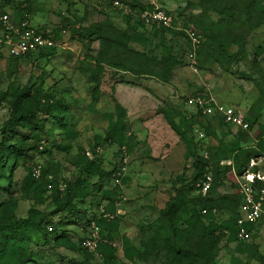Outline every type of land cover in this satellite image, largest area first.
<instances>
[{"label":"rangeland","instance_id":"1","mask_svg":"<svg viewBox=\"0 0 264 264\" xmlns=\"http://www.w3.org/2000/svg\"><path fill=\"white\" fill-rule=\"evenodd\" d=\"M110 1L112 0H0V13L3 11L9 14L15 28L28 20L36 27L37 32L53 31L57 27L66 30V33L57 38L54 54L20 58L9 54L6 46L1 43L0 31V142L3 123L10 116L13 102L16 101L15 95L21 91L28 95L26 98L21 97L22 102L18 104L20 110L28 103L35 104L39 96L50 94L57 99L65 98L71 107L76 132L71 140V150L59 152L46 139L50 136V139L60 142L65 135L53 118L37 115L35 121L39 124L30 125L24 131L39 141L43 146L41 150L47 149L48 152L35 153L33 159L20 158L12 171H9L12 161L7 159L8 167L3 170V174L11 175V182L6 176H2L0 170V206L6 220H11L12 217L32 218L41 221V227L45 225L49 231L61 233L67 229L71 235L60 243L54 237H35L23 248V252L30 258L26 264H169L164 250L154 252L147 258H127L121 236H128L136 247L142 248L141 227L156 220L160 209L165 207L176 188L181 185L183 177H190L193 173L197 157L207 161V169L210 171L218 163L245 159L242 155L234 157L232 147L236 142L235 147L239 145L246 150L245 156L248 158L249 155L250 162L254 158L260 162L258 169L264 167V93L256 85V81L262 82L264 73V22L254 28L239 22L244 19L247 0H208L213 3L212 7L203 0L157 1L173 13L179 24L194 26V22H200L205 28L212 29L214 34L228 28V35L243 36L246 41L245 52L240 53L238 60L231 63L229 71L221 67L219 49L206 36L204 44L200 46L199 58L193 63L189 58V46L185 37L173 32L144 28L136 17L128 22L126 17L136 14L138 10L131 5L133 0H122L125 10L113 7L109 4ZM142 2L145 3L146 0L139 1L141 4ZM227 12L235 17L230 24ZM104 26L126 31L130 35V45L145 58L136 61L133 54L118 49L110 50L104 46L94 34L96 28ZM146 29L150 34L145 32ZM77 33H83L84 38L78 37ZM229 49L235 54L236 44ZM87 55H93L95 59L106 57L138 69L158 67L164 75L157 77L141 74L112 66L107 61L102 62L98 73L100 95L94 110L91 107L90 92L91 86L95 84L96 68L92 62L87 61ZM167 57L170 62L165 60ZM223 61L228 63L226 59ZM187 95L213 98L224 106L235 103L242 110L245 119L253 123V128L245 133L237 127L222 125L215 116L199 117L193 107L186 104ZM43 101L44 99L41 100L42 103ZM117 103L124 109V121L128 126L127 143L123 146L107 143L102 138L110 123L103 114H113L115 119L119 114ZM171 122L176 123L179 132L171 127ZM42 124L43 128H38ZM153 128H156L155 132H152ZM200 130L206 133L204 141L199 138ZM13 135L6 137L9 144L19 138L18 135ZM96 144H100L96 150L101 166L108 171H115L113 179L120 178L117 172L121 171L125 176L120 178V182L124 178L123 186L127 184V179L130 183L134 180L136 183L140 182L143 175L148 177L153 174L156 181L146 187L145 195L135 194L133 191V195L127 199L120 194L116 195L118 203H124L125 209H128L127 215L120 213L110 225L116 246L102 248V252L98 254H90L79 244L80 236L87 229L82 230L81 226L69 224L72 218L67 212H53L67 195L66 184L79 176L85 155L90 152L88 155L92 157V149ZM124 152L127 153L126 163L122 158ZM4 157L6 158L5 153L3 159ZM260 157L262 161L258 160ZM38 165L41 166L39 176L34 174ZM123 166H126V171L121 170ZM29 176L35 178L34 184L30 189H25L24 183ZM97 179L87 177L84 191L88 193L73 199L76 207L89 209L90 215L103 199L108 200L112 194L123 192L127 188L121 187L119 183L118 188H115V180L106 179L102 192L95 195L97 193L93 192L92 184ZM36 185H40L39 192L35 189ZM259 188L256 185V189ZM235 189L234 179L228 176V179L226 177L222 183L214 186L211 197L232 193ZM183 194L190 207L202 208L210 202L195 200V194H198L196 192L184 191ZM140 201L144 204L142 208L138 204ZM134 204L136 206L133 207ZM126 216L132 226H125L124 230L119 223ZM226 217L227 214L220 211L215 220ZM253 227L250 239L244 242L242 251L238 250L236 241L228 245L223 242L215 251L206 250L209 259L218 264H264V219L253 223ZM125 231L128 234H123ZM196 239L197 236L194 235L192 243ZM15 255H9L5 260L7 262L0 264L13 263Z\"/></svg>","mask_w":264,"mask_h":264},{"label":"trees","instance_id":"2","mask_svg":"<svg viewBox=\"0 0 264 264\" xmlns=\"http://www.w3.org/2000/svg\"><path fill=\"white\" fill-rule=\"evenodd\" d=\"M124 1V0H123ZM126 1V0H125ZM141 2V0H139ZM138 0H133L131 4L133 8L138 9L136 14L129 15L128 22L131 21L134 17H136L137 22L144 28L145 25L140 19V14L146 8H151L150 0H146L145 3H139ZM206 5L212 7L213 3H209L208 0H203ZM218 1V0H217ZM110 1L109 4H111ZM127 3V2H126ZM220 13H222L221 8L219 9ZM3 12V11H1ZM225 12V11H224ZM226 13V17L229 21L233 22L235 17L230 13ZM238 20V19H237ZM193 22V21H192ZM243 24L249 26V28H254L256 25L264 22V0H247L244 6V19L239 20ZM194 26H188L183 24L184 26L190 27L194 30L201 32L204 36L211 39V43L215 45L221 54V59L219 63L221 67L229 71L230 65L232 62L237 61L240 53L245 52L246 41L243 36L236 35L231 36L228 35L224 28L213 33L212 29L205 28L204 25L200 24V22H194ZM177 22L174 19V25L176 26ZM233 24V23H232ZM156 27L154 26L151 30L155 31H168L176 33L177 35H181L182 37H186V34L182 30L176 29V27ZM0 29H2V25L0 23ZM61 27H57L53 30L56 33L57 38L61 35ZM147 30V29H146ZM145 32L149 33V30ZM227 36H226V34ZM78 37L84 38L83 33H77ZM94 34L97 36L96 38L102 41L104 46H107L111 49H118L130 54H133L136 57V61H142L145 57H142L143 54L139 51H136L130 45V35L123 30L115 29L114 27L104 26L96 28ZM150 34V33H149ZM232 38V39H229ZM187 45L190 46L189 41L187 39ZM204 44V42H203ZM202 44V45H203ZM236 44L237 50L235 54H232L229 47ZM201 45V46H202ZM239 48V49H238ZM201 47L198 49L197 54L199 58ZM54 54L55 47L38 50L37 52L29 53L28 55H41V54ZM26 55V56H28ZM14 57V56H12ZM20 58V57H15ZM87 61L92 62L96 68L94 74V82L91 86V107L95 110L94 105L97 103L99 99V65L102 62H109L112 66L122 67L126 70H133L135 72H139L141 74H150L155 75L157 77H163L164 73L160 72L158 67H143V69H138L134 66H128L125 64L117 63L112 61L111 59H106V57H95L93 55H87ZM223 59H226L227 64L224 63ZM167 62H170L169 58L165 59ZM262 82H264V73L261 77ZM260 81H256V85L259 88L261 93H264V85ZM28 94L25 91L18 92L15 95V102H13L12 110L9 118L4 121L2 126V140L0 142V170L2 176H6L10 182L12 180L11 175L3 174V170H5L7 165V159L12 161L10 165L9 171H12L17 164V161L20 158L24 159H33L35 153H44L48 152L47 149H43V146L40 145L39 141L34 140L30 136V134L24 131L25 128L30 125L37 126L39 123H36L35 118L37 115H46L49 118H53L54 122L58 125L57 127L62 131V134L65 135L62 141L58 142L56 139H50V136L46 139L49 144H51L55 149L59 150V152L70 151L73 147L71 140L76 136V132L74 131V124L72 123V113L71 107L67 103L66 99L61 97L57 99L54 95L48 94L45 97L39 96L38 101L35 104H27V106L20 110L19 105L21 97H25ZM44 99L43 103L41 102ZM116 108L119 110V114H117L114 119L113 114L104 113L103 116L109 119V127L106 133L103 135V140L107 143H116L120 146L126 145L127 141V132L128 126L126 121H124V109L120 104H116ZM197 116L206 117L201 112H197ZM195 116V117H197ZM46 117V118H47ZM216 118L222 125L230 127L231 125L224 122L221 117ZM45 120V119H44ZM247 120V119H246ZM248 121V120H247ZM250 124V131L253 128V123L248 121ZM171 127L179 132V128L176 123L171 122ZM31 127V126H30ZM38 128H43V124L38 126ZM241 132L248 133V131H244L239 128ZM11 134L18 135L19 138L16 142L9 144L6 140V137H10ZM100 144H96L93 151V156L90 157L88 154L85 155L83 162L80 165V173L79 176L74 180L66 184L65 190H67L66 197L60 201L57 209L53 212V214L57 212H67L69 217L72 218L69 221V224L78 225L87 229L90 219L88 217L89 209H81L76 207L73 203V199L75 197H83L88 192L84 191L87 187L86 178L87 177H97V181L92 184V189L95 195H99L103 190L104 181L107 179H113L114 170L108 171L104 169L100 162V156L97 152L96 148L99 147ZM236 145V142H235ZM232 147L234 157L242 155L245 159L242 160H231V163H218L216 167L210 171L207 169V161L197 157L194 163V171L190 177H183L184 179L181 182V185L176 188L173 196L168 200L165 207L161 208L159 211V215L154 222L149 225L142 226L140 229V233L142 236L141 239V247H136L131 239L123 235L121 239L124 244L125 255L127 258L132 259L134 256H138L140 258H147L149 255L154 252H158L159 250H164L167 258L169 260V264H218L217 262H212L209 259L206 250L215 251L220 245L225 242V244H229L232 241H236L238 250H243L244 242L238 238L239 225H238V217H239V209L242 203L243 197L239 190V185L237 181V177L242 175L250 165V158H246L247 155L246 150L243 148ZM239 147V148H238ZM5 156L3 159V156ZM259 154V153H258ZM262 154V153H261ZM260 155V154H259ZM254 170H258V166L254 167ZM211 174L213 177L212 186L208 193L203 195L202 193L195 194V200H205L210 201L208 204L204 205L202 208L200 207H190L189 201L184 198V191L187 193H195L197 189V183L201 180L205 179V177ZM220 175H222L220 177ZM185 176V174H184ZM233 178L236 184V189L232 193H227L224 195H220L217 197H211L213 193L214 186L216 184L222 183L224 179ZM31 176L27 178L25 181V189H30L31 185L34 184V179ZM124 179V178H123ZM122 179V180H123ZM255 185L258 187L264 186V182L256 180ZM115 188H118V185H114ZM36 191L39 192L40 185H36ZM119 193H114L110 198H108V204L106 206L107 211L116 214L117 213V199L116 195ZM193 198V197H192ZM117 202V203H116ZM100 204H98L99 206ZM264 207V206H263ZM206 209V213H203V210ZM222 211L227 214V217L222 220H215L216 215ZM4 211L2 206H0V263H5V261L9 255L15 253L14 262L11 264H26L30 261V258L27 253L23 252V248L31 242L35 237L41 235L45 238L54 237V240L58 243L62 239L69 238L71 235L69 230L64 229L61 233H58L56 230L49 231L45 225L41 227V221H35L32 218L23 219V218H14L11 220H6L4 216ZM120 213L117 216H119ZM116 217L111 220H107L105 218H100L97 222L102 227L103 238L105 239L99 245V252H102V248H112L115 247L116 243L113 238V230L110 225L113 221L116 220ZM208 218V219H206ZM261 219H264V215ZM207 220H210L207 222ZM253 223L249 222L245 226L248 231L251 233L253 231ZM120 224V223H119ZM194 235L197 236V239L192 243V239ZM83 238V234L79 238V244L84 251L89 252L87 249L83 248L80 241Z\"/></svg>","mask_w":264,"mask_h":264},{"label":"built area","instance_id":"3","mask_svg":"<svg viewBox=\"0 0 264 264\" xmlns=\"http://www.w3.org/2000/svg\"><path fill=\"white\" fill-rule=\"evenodd\" d=\"M158 0H150L151 8H146L140 14V19L144 23L145 27L152 29L154 26L173 28L174 16L173 13L160 5ZM111 5L120 10H125V4L122 0H112ZM27 16V15H26ZM0 23L2 25L1 31V43L6 46L8 52L14 57H25L29 53L37 52L38 50L49 49L57 45V35L52 30H45L37 32L36 27L25 20L21 23L20 27H16L12 23L9 14L6 12L0 13ZM176 29L185 32L190 46L188 47L189 58L193 63L198 60L197 51L204 42V35L190 27L183 24H176ZM66 33L63 28L61 34ZM186 104L197 112H201L206 116L221 117L225 123L241 128L244 131L250 132V124L245 119L242 110L234 105H220L213 98H209L201 95H190L186 98ZM199 138L203 141L206 140V133L204 130L199 131ZM124 148V147H123ZM125 149V148H124ZM90 155V152H88ZM122 155L123 162L126 163L127 154L124 152ZM262 159V157H260ZM258 160H261V159ZM228 164L231 161L227 162ZM258 165L256 159H252L248 169L240 176L237 177L240 193L243 200L239 209L238 225L239 232L238 238L241 241H248L251 233L245 226L249 222H257L264 215V186L256 189V180L264 182V172L261 170H254V167ZM121 170L126 171V166H123ZM41 172V166L38 165L34 169V174L39 176ZM118 176H123L121 171L117 172ZM120 177V178H121ZM120 178H114V184L120 183ZM213 177L208 174L205 179L197 183L196 193H202L205 195L208 193L212 186ZM206 213V209L203 210ZM116 214L107 211L105 204H100L98 208L89 215L90 223L87 227V232L83 234V238L80 243L83 248L87 249L92 254H98L99 245L105 239L103 238L102 227L98 224L100 218L107 220L114 219ZM84 230V227H81Z\"/></svg>","mask_w":264,"mask_h":264},{"label":"crops","instance_id":"4","mask_svg":"<svg viewBox=\"0 0 264 264\" xmlns=\"http://www.w3.org/2000/svg\"><path fill=\"white\" fill-rule=\"evenodd\" d=\"M188 96H190V95H187V97ZM231 105H234V106H237V105H235V103H231ZM238 107V106H237ZM155 130H156V128L154 129L153 128V131L152 132H155ZM127 154V153H126ZM261 161H262V159H261ZM227 163V162H226ZM224 164V163H223ZM257 166H261L260 165V162H258V165ZM263 169H264V167H262ZM149 169H150V167H149ZM263 169H259V170H261V171H263L264 172V170ZM122 177H125L124 175L122 176ZM127 181V184L126 185H124L123 186V184H122V180H121V182L119 183L120 184V186L121 187H125V186H127V188L125 189V191H123V192H120L119 194L122 196V197H125L126 199L129 197H131V195H133V193H135V194H141V195H145L146 194V187L147 186H151L150 184H152V183H154L155 181H156V178L153 176V174H151L150 176H148V177H145L144 175L143 176H141V181L139 182H135L136 180H134V181H132L131 183H130V180H126ZM125 182V181H124ZM132 191H133V193H132ZM142 192V193H141ZM144 192V193H143ZM173 196V194L171 195V197ZM170 197V198H171ZM144 200H147V198L146 197H144ZM117 203V202H116ZM99 204H105L106 206H107V204H108V200H102ZM118 205H120V206H116L117 207V211L119 212V213H121L122 215H127V212H128V209H125V207H124V203L122 204V202H120V203H117ZM139 205H141L140 206V208H142L143 206H144V204H141V201L138 203ZM147 204H150L149 203V201H147ZM134 206H136V204H134L133 205V207ZM144 211L146 210V208L145 209H143ZM89 212H90V210H89ZM88 215H90L89 213H88ZM120 225H121V227L125 230V226H132V224H130V223H128V218H127V216L126 217H124V221H122V222H120ZM123 234H128V231H125Z\"/></svg>","mask_w":264,"mask_h":264}]
</instances>
